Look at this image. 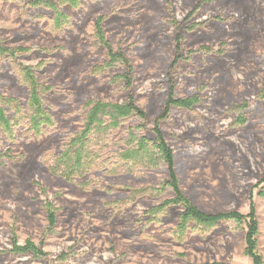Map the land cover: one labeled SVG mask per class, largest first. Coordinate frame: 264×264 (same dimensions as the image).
I'll list each match as a JSON object with an SVG mask.
<instances>
[{
    "label": "rangeland",
    "instance_id": "rangeland-1",
    "mask_svg": "<svg viewBox=\"0 0 264 264\" xmlns=\"http://www.w3.org/2000/svg\"><path fill=\"white\" fill-rule=\"evenodd\" d=\"M30 1L0 0V38L7 46L29 48L19 59L39 65V79L50 87L44 99L56 131L2 144L11 156L0 158V264H253L246 254V225L221 222L209 232L180 237L181 206L167 207L157 221L149 219L150 209L173 195L150 190L167 180L165 168L97 178L95 188L80 184L90 175L69 182L44 164V153L57 152L83 128L87 100L126 99L114 78L120 70L100 68L107 59L94 37L100 15L107 17L113 48H122L134 64L133 92L149 127L165 107L169 78L176 97L198 95L191 109L173 107L160 122L176 155L181 187L209 213L249 214L254 207L264 260V0H84L78 8L64 7L72 25L55 31L53 13L32 8ZM179 33L183 59L171 71ZM0 94L27 99V89L1 59ZM242 102L248 104L247 122L236 124L232 106ZM134 188L147 192L134 195ZM47 199L57 208L51 234L46 233ZM12 229L19 245L44 240L48 255L14 252Z\"/></svg>",
    "mask_w": 264,
    "mask_h": 264
},
{
    "label": "trees",
    "instance_id": "trees-1",
    "mask_svg": "<svg viewBox=\"0 0 264 264\" xmlns=\"http://www.w3.org/2000/svg\"><path fill=\"white\" fill-rule=\"evenodd\" d=\"M83 1L31 0L29 5L32 8L41 7L50 10L53 13L52 18H50V25L52 30L55 31L69 28L72 25L71 17L65 12L64 7L78 8L83 5ZM200 4L191 9L189 17L195 15ZM41 16L44 17L45 15ZM106 18L104 15H100L95 21V41L107 53V59L100 68L120 70L114 78L121 82L126 93V99L122 103L93 98L87 100L84 105L87 111L83 128L71 134L57 152L44 153V164L53 175L69 182L77 183L80 178L90 175V181L87 179L79 183L81 185L92 184L95 188L99 187L100 180L98 179L100 178L122 175L139 176L149 171H159L165 168L168 174L167 180L161 187L150 188V190L161 195L167 190H171L173 195L162 201L160 205L150 209L148 212L150 220L157 221L159 214L169 206H181L183 212L176 230L177 235L180 237L184 236L187 231L209 232L221 222L232 223L241 227L246 225V254L251 257L253 264H263V256L258 250L259 221L254 207H252L249 214H243L239 211L209 213L193 203L181 187L176 169V155L167 143L160 122L170 114L173 107L191 109L200 101L198 95L186 98L176 97L172 79L169 78L171 90L165 107L155 120L154 126L149 127L147 114L138 105L133 92L136 78L134 64L122 48H113L112 42L106 36ZM176 40L175 57L169 66L171 71L178 61L183 59V56L179 53L182 42L180 33L176 36ZM28 51L29 48L27 47L7 46L0 38V59L10 64L19 84L27 89V99L24 103L14 96L0 94V158L11 156L9 149L2 150L4 141L16 142L23 135L30 140L42 139L44 136L56 131L54 115L48 109L44 99L50 87L40 81L38 75L39 65H28L19 59L21 55L27 54ZM247 106V102L232 106L237 114L236 124L247 122V117L243 113ZM22 126L26 129L18 134V130ZM147 132H152L154 137H149L146 134ZM133 192L134 195H137L143 192L146 193L147 190L134 188ZM44 207L48 221L46 233L51 234L55 232L57 224V208L50 199L44 202ZM12 231V250L14 252H29L36 257L48 255L43 250L44 240H41L40 245L31 240H27L24 245H19L15 230L12 229ZM60 258L65 259L66 256L62 254ZM209 264L224 263L214 262Z\"/></svg>",
    "mask_w": 264,
    "mask_h": 264
}]
</instances>
